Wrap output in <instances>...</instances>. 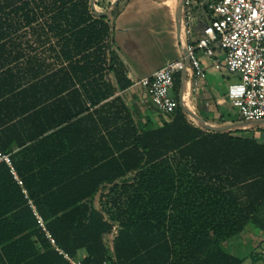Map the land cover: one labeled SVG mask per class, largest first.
<instances>
[{
  "label": "trees",
  "instance_id": "obj_1",
  "mask_svg": "<svg viewBox=\"0 0 264 264\" xmlns=\"http://www.w3.org/2000/svg\"><path fill=\"white\" fill-rule=\"evenodd\" d=\"M6 13L0 29L43 17L67 62L59 75L76 78L77 112L48 161L34 164L29 153L49 150L50 141L12 155L22 185L0 164V264H70L48 235L76 260L85 252L83 264H244L225 243L252 223L264 234V142L239 127L215 131L185 110L182 71L175 112L157 126L139 120L123 95L133 83L112 24L92 0H0ZM6 133L0 148L11 154ZM249 256L264 261V253Z\"/></svg>",
  "mask_w": 264,
  "mask_h": 264
},
{
  "label": "crops",
  "instance_id": "obj_2",
  "mask_svg": "<svg viewBox=\"0 0 264 264\" xmlns=\"http://www.w3.org/2000/svg\"><path fill=\"white\" fill-rule=\"evenodd\" d=\"M108 1L111 2L109 11L96 7V12L99 15L108 13L104 16H108L113 27L114 49L130 79L151 76L168 62L184 57L188 39L184 34L183 0ZM204 12L209 14V20L194 32V19L199 13L196 14L191 6L193 41L204 37V30L210 23L209 7ZM0 15L10 18L7 13ZM15 25L4 22L0 29V37L6 36L0 41V134L7 132L3 138L5 144L11 145V155L18 159L29 149L50 141L49 150L39 147L38 151L29 153L34 164L44 163L58 153L60 132L76 120V78L59 75L67 62H62L59 42L50 38L43 17L21 29H15ZM200 57L203 76L198 77L191 64L186 71L192 81V97L188 101L187 80L186 89H183L185 107L208 118L212 127L229 126L232 124L228 117L230 109L235 107L238 111L237 105L228 98L229 86L222 92L216 80L206 79L207 73L214 69L229 70L225 53L216 47L214 56L200 52ZM123 95L139 120L150 117L155 126L161 124L163 116L154 111L151 98L142 88L132 85ZM221 117H224L223 125L219 122ZM68 143H74V133H69ZM24 164L28 167L31 161ZM85 255L81 253L80 261Z\"/></svg>",
  "mask_w": 264,
  "mask_h": 264
},
{
  "label": "built area",
  "instance_id": "obj_3",
  "mask_svg": "<svg viewBox=\"0 0 264 264\" xmlns=\"http://www.w3.org/2000/svg\"><path fill=\"white\" fill-rule=\"evenodd\" d=\"M211 19L204 30V37L192 40V18L190 0L184 1V34L188 39L185 55L180 60L168 62L153 75L136 80L131 77L133 86L142 88L151 98L153 106L162 115L175 112L178 102L171 95L174 90V76L185 69L190 60L198 77L204 70L200 52L212 57L215 48L225 53L227 68L240 76V81L228 88V98L238 108V121L253 125L264 122V0H216L209 6ZM11 167L20 185L13 167L12 155L0 148V164ZM56 250L70 264H83L56 246ZM103 264H116L105 261Z\"/></svg>",
  "mask_w": 264,
  "mask_h": 264
},
{
  "label": "rangeland",
  "instance_id": "obj_4",
  "mask_svg": "<svg viewBox=\"0 0 264 264\" xmlns=\"http://www.w3.org/2000/svg\"><path fill=\"white\" fill-rule=\"evenodd\" d=\"M214 2V0H190L191 6L196 14L199 15L195 16L194 19V32L196 31L197 27L204 26L207 24L209 20V14L204 12L205 8L209 7V5ZM207 80H216L222 88V92L228 88V86L232 83L239 82L240 76L237 73H232L226 68L222 67L221 69H214L207 73ZM205 81H203L204 83ZM188 90H187V97L188 101L190 97H192L191 87L192 81L188 79ZM202 86V83L199 84V87ZM171 95L175 97V92L172 91ZM194 95V94H193ZM198 95V94H195ZM235 107L230 109L229 120L232 124H238V114ZM198 114V113H197ZM240 129L244 130V134L247 136H252L261 142H264V123L259 125L249 124L245 127H239ZM227 250H229L235 256H238L244 260V264H264V261L253 262L250 258L251 253L263 254L264 253V234L258 228L256 224H250L246 231L242 233L240 236H237L227 243H225Z\"/></svg>",
  "mask_w": 264,
  "mask_h": 264
},
{
  "label": "water",
  "instance_id": "obj_5",
  "mask_svg": "<svg viewBox=\"0 0 264 264\" xmlns=\"http://www.w3.org/2000/svg\"><path fill=\"white\" fill-rule=\"evenodd\" d=\"M95 1L96 0H92V6H93V9H95L96 11V4H95ZM184 1L183 0V4H182V10H183V6H184ZM103 15H108V13H103ZM181 34H182V24L180 23L179 24V37H181ZM190 66V60L187 59L186 61V64H185V69L183 70L182 72V78H183V83H184V87L186 89V71L187 69L189 68ZM181 105L182 107L187 110V108L185 107V92L183 93L182 95V98H181ZM264 122L260 123V124H263ZM250 123H246V122H240L239 124H236V125H229V126H223V127H212L210 126L213 130L215 131H228L230 129H233L235 127H245V126H248Z\"/></svg>",
  "mask_w": 264,
  "mask_h": 264
}]
</instances>
